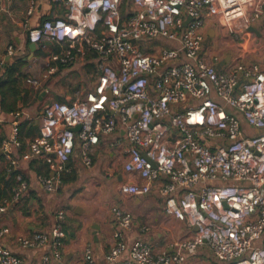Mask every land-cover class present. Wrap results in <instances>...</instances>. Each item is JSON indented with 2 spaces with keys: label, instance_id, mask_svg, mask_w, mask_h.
<instances>
[{
  "label": "built area",
  "instance_id": "2783aa9c",
  "mask_svg": "<svg viewBox=\"0 0 264 264\" xmlns=\"http://www.w3.org/2000/svg\"><path fill=\"white\" fill-rule=\"evenodd\" d=\"M59 1L63 16L35 26L28 17L37 0H28L26 7L28 42L59 47L45 55L42 77L85 51L99 58L93 89L71 103L49 101L38 134L22 155H53L51 174L36 177L43 192L52 196L58 191L76 147L88 167L100 139L121 145L118 139L107 140L121 129L125 178L120 194L154 191L165 212L187 220L196 233L156 253L142 237L127 236L133 218L113 206L114 242L102 255L107 264H183L202 245L217 264H264V64L245 65L239 58L230 69L218 70L211 50L204 51L207 21L243 43L242 32L264 15V0H129L125 11L124 0ZM141 40L149 41V50L140 48ZM14 53L8 44L6 54ZM26 82L35 89L42 83L31 77ZM4 121L0 115V126ZM244 123L258 132L250 133ZM10 142L18 144L14 121L4 151ZM15 182L10 195L0 199V216L9 220L14 213L24 215L28 192L20 175ZM50 220L28 234L12 235L10 224L0 225V264H67L62 249L68 214L57 208ZM80 264H97L91 246L85 247Z\"/></svg>",
  "mask_w": 264,
  "mask_h": 264
},
{
  "label": "crops",
  "instance_id": "0c3cea01",
  "mask_svg": "<svg viewBox=\"0 0 264 264\" xmlns=\"http://www.w3.org/2000/svg\"><path fill=\"white\" fill-rule=\"evenodd\" d=\"M27 5L28 0H0V63L2 66L0 75L4 72L5 65L13 66L18 75H25L20 78L19 87L22 91L18 94L8 91L5 98V104L15 103L21 115L13 118L10 116L11 111H6L0 106V115L6 119L0 126V192L3 196L9 194L15 183V176L20 175L28 183L26 199L29 200L30 209L34 211L38 203L42 202L48 212V217L44 221L34 214L25 216L14 213L10 220L5 216H0V225L10 224L12 235L28 234L32 229L45 228L50 225V211L57 208L68 209L67 237L62 249L67 264H80L87 245L93 249L97 264H107L102 255L114 242L113 232L116 229V220L111 212L113 206L122 208L133 218L127 236L129 238L142 237L149 243L153 252L170 251L169 246L172 242L192 238L196 233V227L187 220H179L166 213L163 200L154 191L147 195L127 197L120 194L118 187L125 178L123 171L125 157L122 150L125 143L121 129L107 137L108 141L115 139L122 141L121 145L109 146L106 140L100 139L92 147L91 165L88 167L82 163L79 148L76 147L66 164V171L62 173L66 181L61 182L58 191L52 196L43 192L36 182V177L51 174L49 159H53V155L45 153L40 157L30 159L22 155L29 151L30 140L38 134L43 108L51 101L52 95L59 93L52 91L47 81L52 77L55 78L54 76H66V73L73 67L70 65L77 63L84 67L85 74L94 78L91 87L85 92L87 93L96 83L95 63L99 56L92 51H85L75 62L69 65H58L53 74L46 78L42 77L44 73L42 70L44 66L46 67L45 55L54 51L57 45L47 43L45 47L36 45L34 51L29 49L23 26L28 17L26 15ZM63 14L64 6L61 1L37 0L34 12L28 17V23L30 26H35L44 18L63 16ZM209 22L216 23L213 20ZM206 28L210 34L208 37L213 39L216 29L213 25ZM242 34L244 42L234 41L232 46L234 53L232 56H226L224 63L231 67L234 61L240 58L245 65L264 64V15L251 23ZM8 44L15 48V53L10 56L6 54ZM30 77L38 78L42 82L41 86L35 89L29 85L26 79ZM42 92L44 94L39 97ZM75 99L66 97L64 99L62 96H57L55 100L71 103ZM36 101L40 108L38 112L33 105ZM31 111H36L38 114L33 117L30 115ZM11 121L16 122L18 126V144L10 142L7 151H4L2 144L9 139ZM29 125L33 126L31 130ZM244 126L250 133L258 132L245 123ZM11 160L15 161L14 166L11 165ZM12 168L17 171L14 176L10 171ZM108 185H110L111 192L103 194L104 190L108 191L106 189ZM93 226L97 230V239H94L92 235ZM143 226L147 229L141 231L140 228ZM9 247L13 248L11 245ZM217 263L218 260L213 257L207 246L202 245L183 264Z\"/></svg>",
  "mask_w": 264,
  "mask_h": 264
},
{
  "label": "rangeland",
  "instance_id": "374dc122",
  "mask_svg": "<svg viewBox=\"0 0 264 264\" xmlns=\"http://www.w3.org/2000/svg\"><path fill=\"white\" fill-rule=\"evenodd\" d=\"M213 22H206L205 28L209 27L210 25H213V27L216 29L215 33L216 35L212 38H206L204 42V51L205 54L207 50H211V56L216 57V62L211 58V60L214 63H217L218 66L222 65L224 68L230 69V65L224 63V59L226 56H232L234 53L233 44L234 41H238L234 36H230L226 33L224 29L218 24H212ZM209 34V33H208ZM233 42V43H232ZM163 43V41H161ZM245 63V62H242ZM68 73L61 76H54L55 78H50L47 82L50 84V87H52V91L59 92L58 94L52 95L50 100H55L57 96H62L64 99H74L77 97H83L85 95V92L91 87L94 78L90 76L89 74H85L84 67H81L79 64H71L72 66ZM45 71V66L42 70V72ZM70 75V76H69ZM50 81V82H49ZM56 96V97H55ZM33 105L35 106L34 109H38L37 112L40 110V108L37 106V101L33 102ZM38 113L36 111H31V116H36ZM110 184V183H108ZM106 187L108 191L104 190L105 192H111V189L109 187ZM67 213H69V210H66ZM42 220H45L44 218Z\"/></svg>",
  "mask_w": 264,
  "mask_h": 264
},
{
  "label": "trees",
  "instance_id": "16d2710c",
  "mask_svg": "<svg viewBox=\"0 0 264 264\" xmlns=\"http://www.w3.org/2000/svg\"><path fill=\"white\" fill-rule=\"evenodd\" d=\"M129 2H130L129 0H124V3L122 4V11H125V9L129 5ZM206 38H208V37H206ZM140 42H141L140 48L143 51L149 50L148 47H145L148 44L147 42H149L148 40H141ZM57 47H56V49L54 51H58L59 50V47L58 48ZM4 68H5L4 72L0 75V106H1L2 109L6 110V111L15 112V111H18L19 108L16 107L15 103L13 105H11V104L6 105L5 104L6 94H7L8 91H11L13 94L20 93L22 91V89L19 87L20 80H21L20 78L22 76H25V75H22V74L18 75V73H16V69L13 66L5 65ZM222 69H223V66L219 65L218 66V70H222ZM36 98L37 97H35V99ZM8 106H9V108L7 109ZM23 123H25V122H23ZM23 123H21V124H23ZM32 127H33L32 125H29L30 130L32 129ZM10 171H11V174L13 176L17 172L13 168L10 169ZM61 178H62L61 182L62 181L65 182L66 181L65 177L61 176ZM15 184H16V182L13 184V186ZM10 191H11V189H10ZM9 195H10V193L3 196V195H1V192H0V199L4 198V197H8ZM22 213L25 216H29L31 214H34V215H37L40 219L44 218L45 220L48 217V212L45 209V206H44V204L42 202H39L37 207L34 209V211H32L30 209V205H29V200L28 199H26L24 207L22 208Z\"/></svg>",
  "mask_w": 264,
  "mask_h": 264
},
{
  "label": "water",
  "instance_id": "95a60500",
  "mask_svg": "<svg viewBox=\"0 0 264 264\" xmlns=\"http://www.w3.org/2000/svg\"><path fill=\"white\" fill-rule=\"evenodd\" d=\"M185 24H186V22H185ZM210 34H208V36H209ZM132 42L134 43L135 42V40H132ZM48 44H51V42H47ZM28 47H29V49H31L32 51H34V49H36V44L35 43H32V42H29L28 43ZM237 87V86H236ZM44 94V92H42L40 95H39V97H41V95H43ZM80 129V125H77V126H75V127H73V130L74 131H78ZM68 206H70V205H68ZM94 227V226H93ZM96 228L94 227V230H93V233H92V235H93V238L94 239H97V233H96Z\"/></svg>",
  "mask_w": 264,
  "mask_h": 264
}]
</instances>
